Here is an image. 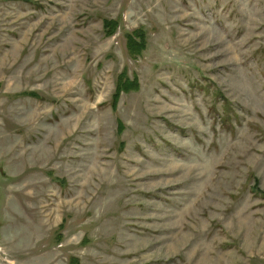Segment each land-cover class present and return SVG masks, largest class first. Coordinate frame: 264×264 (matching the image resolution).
Returning <instances> with one entry per match:
<instances>
[{"label":"rangeland","instance_id":"obj_1","mask_svg":"<svg viewBox=\"0 0 264 264\" xmlns=\"http://www.w3.org/2000/svg\"><path fill=\"white\" fill-rule=\"evenodd\" d=\"M259 192L264 0H0V264H264Z\"/></svg>","mask_w":264,"mask_h":264},{"label":"trees","instance_id":"obj_2","mask_svg":"<svg viewBox=\"0 0 264 264\" xmlns=\"http://www.w3.org/2000/svg\"><path fill=\"white\" fill-rule=\"evenodd\" d=\"M129 42L131 43L130 40H129ZM139 44H140V42H139ZM140 45H141V44H140ZM140 45H139V46H140ZM132 87H133L132 85H131V86L126 85L124 82H120V84H119V86H118V88H121L122 90H127V89L132 88ZM256 193H257V192H256ZM259 193H260V192H259ZM260 195L264 197V193L262 194V192H261ZM70 264H78L77 259H76V258H73V259L70 261Z\"/></svg>","mask_w":264,"mask_h":264}]
</instances>
